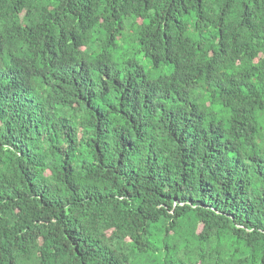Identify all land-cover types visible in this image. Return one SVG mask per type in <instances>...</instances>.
<instances>
[{
  "label": "trees",
  "instance_id": "obj_1",
  "mask_svg": "<svg viewBox=\"0 0 264 264\" xmlns=\"http://www.w3.org/2000/svg\"><path fill=\"white\" fill-rule=\"evenodd\" d=\"M0 264H264V0H0Z\"/></svg>",
  "mask_w": 264,
  "mask_h": 264
}]
</instances>
